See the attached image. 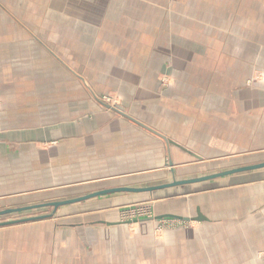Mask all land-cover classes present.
<instances>
[{
  "label": "crops",
  "instance_id": "crops-1",
  "mask_svg": "<svg viewBox=\"0 0 264 264\" xmlns=\"http://www.w3.org/2000/svg\"><path fill=\"white\" fill-rule=\"evenodd\" d=\"M191 1L0 0V211L264 162V39L215 24L256 4L219 12ZM144 203L155 219L123 221ZM263 255L264 169L102 195L0 227V264H264Z\"/></svg>",
  "mask_w": 264,
  "mask_h": 264
},
{
  "label": "water",
  "instance_id": "water-1",
  "mask_svg": "<svg viewBox=\"0 0 264 264\" xmlns=\"http://www.w3.org/2000/svg\"><path fill=\"white\" fill-rule=\"evenodd\" d=\"M82 81H84L82 79ZM97 100L99 101L100 105L108 110H111L119 115H122L123 117L129 119L130 121H132L133 123L137 124L138 126L146 129L147 131L155 134L156 136L160 137L161 139H163L167 145H173L176 146L178 148H180L182 151H185L187 153H189L190 155L194 156L195 158L201 160L200 157H198L197 155H195L194 153L190 152L189 150L185 149L183 146H181L180 144L174 142L173 140L169 139L168 137H166L165 135L157 132L156 130L149 128L148 126L140 123L139 121L133 119L132 117H130L129 115H127L124 112V109L122 106L120 105H111L106 101L100 100L97 98ZM170 165L173 168V162H170ZM264 169V162L258 163V164H254V165H247V166H242V167H238L235 169H230V170H226V171H221L218 173H214L211 175H206V176H202V177H198V178H191V179H182V180H177L175 177V172L174 170H172V174H173V181L169 182V183H165V184H160V185H155V186H151V187H126V186H121V187H116V188H110V189H105V190H101L95 193H92L90 195H86L83 197H79L76 199H72V200H66V201H58V202H51V203H44V204H40V205H35V206H30V207H25V208H21V209H8L5 211H0V217L5 216V215H10L13 213H18V212H24V211H29V210H35V209H41V208H48V207H52L53 208V213L50 215H40V216H34V217H28V218H23V219H17V220H11V221H5V222H0V227H6V226H11V225H17V224H22V223H29V222H34V221H40V220H44V219H48V218H52L56 212L58 211V209L60 207L63 206H67V205H71V204H76V203H80L98 196H102V195H108V194H113V193H153L155 191H159V190H163V189H167V188H172V187H177V186H184V185H190V184H195V183H200V182H206V181H212V180H216V179H220V178H224V177H228V176H232L235 174H240V173H245V172H251V171H256V170H261ZM199 219L198 220H202L204 217L200 214L199 212ZM163 218H173V219H178V220H182V221H190V219H185L184 217H180V216H176V215H166L163 217H160L158 219H163ZM197 220V219H196Z\"/></svg>",
  "mask_w": 264,
  "mask_h": 264
},
{
  "label": "rangeland",
  "instance_id": "rangeland-1",
  "mask_svg": "<svg viewBox=\"0 0 264 264\" xmlns=\"http://www.w3.org/2000/svg\"><path fill=\"white\" fill-rule=\"evenodd\" d=\"M193 1L194 0H192L191 2H193ZM207 1H209L210 5H213L215 7V9L219 10V12L221 10H223L224 8H226V6H228V3H230V5H232L233 8H235V5L237 4L238 6L235 9L243 7V4H242L243 0H207ZM246 1L251 2V0H246ZM172 2H173V0H172ZM253 2L256 4V7H255V9L251 10V16H249V17L244 16V14H246V13H244V10L240 9L238 11L231 12L230 15L229 14L220 15L219 18H218V16H216L217 20H219V21L216 22L215 24L218 26L221 25L222 28H231V27L234 28V30L229 31L226 34L231 35V33L234 32L236 39L237 38H245L244 36H247V38L256 39V40L264 39V28H263L264 27V0H252L251 3H253ZM225 11L228 12L229 10L227 9ZM249 13H250V10H249ZM249 13H247V14H249ZM209 15H210V13H209ZM210 16H212V15H210ZM212 18H214V17H212ZM248 19L250 21H248ZM176 24H178V23H176ZM179 25L184 26V24H182V23ZM235 25H237V26H235ZM241 28H244L245 31L242 32ZM184 33L185 32L182 29L180 31L175 30L173 32V35L179 36V35H183ZM191 37H193L191 42L195 43L197 49L201 48L200 45H202L203 48L207 46L205 43L201 44L203 41L202 38L195 37L192 35H191ZM197 43H199V44H197ZM166 79L164 80L165 82H166ZM99 98L101 100H103L102 98H104V97H99ZM109 100H107L106 102H108L111 105H115V104L120 105V104L116 103V101L113 99L110 101ZM109 111H111V110H109ZM113 113H115V112H113ZM252 160H256V159H252ZM181 176H184V175H181ZM141 205L148 206L147 203H144V204H139V205L130 206V207H139ZM125 209H127V208H125ZM149 213H151V212L149 211ZM261 259L264 260L263 257L260 258V260Z\"/></svg>",
  "mask_w": 264,
  "mask_h": 264
},
{
  "label": "built area",
  "instance_id": "built-area-1",
  "mask_svg": "<svg viewBox=\"0 0 264 264\" xmlns=\"http://www.w3.org/2000/svg\"><path fill=\"white\" fill-rule=\"evenodd\" d=\"M149 211L151 213H149ZM155 218L156 216L153 214L152 209H150V207L148 206L141 205L139 207H130L123 211V221L128 224H132L134 222L139 221L151 220ZM166 226L167 225L159 226L158 230L162 231Z\"/></svg>",
  "mask_w": 264,
  "mask_h": 264
}]
</instances>
